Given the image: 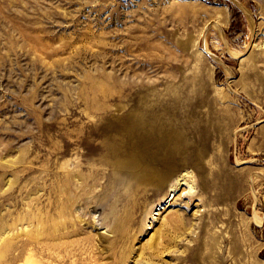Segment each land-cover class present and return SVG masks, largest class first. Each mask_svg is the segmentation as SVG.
<instances>
[{
  "label": "rangeland",
  "instance_id": "374dc122",
  "mask_svg": "<svg viewBox=\"0 0 264 264\" xmlns=\"http://www.w3.org/2000/svg\"><path fill=\"white\" fill-rule=\"evenodd\" d=\"M74 260L264 264V0H0V264Z\"/></svg>",
  "mask_w": 264,
  "mask_h": 264
},
{
  "label": "bare ground",
  "instance_id": "6f19581e",
  "mask_svg": "<svg viewBox=\"0 0 264 264\" xmlns=\"http://www.w3.org/2000/svg\"><path fill=\"white\" fill-rule=\"evenodd\" d=\"M139 156L137 154H135V153L129 154L128 158L122 164L125 165L126 167H128L130 170H133L136 167V165L138 164ZM139 166H140V164H139ZM149 170H152V173H151L152 174V178L159 179L162 184H164L165 182L168 181L167 180V176L163 175V173L162 172H159L157 169H154L153 170V168L151 167V168H149ZM130 172L132 173V176H133L134 171H130ZM169 172H170V170H169ZM76 176H77V174L74 175L73 174V171H69V173L67 174V178H66L67 179V182L68 183L72 182V180ZM134 178H135V176H134ZM145 180H147V179H145ZM128 184H129L128 187H127V197H128V200H130L132 202H136L138 200V196H139V189H138V187H135L133 185L131 186V184H132L131 181ZM169 195H171V194H169ZM168 203H169L168 199H166L163 203H161L160 210H163V209L167 208ZM107 226H109V225H107ZM63 245H65V242L63 243ZM62 260L65 261V262H67L68 261V256L67 255H62ZM81 262H84V261H82V260L81 261L80 260H74V261H71L70 264H81ZM84 264H86V263H84ZM93 264H96V263H93Z\"/></svg>",
  "mask_w": 264,
  "mask_h": 264
}]
</instances>
